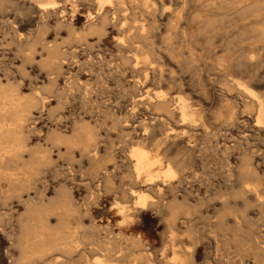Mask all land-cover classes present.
Instances as JSON below:
<instances>
[{
	"label": "rangeland",
	"instance_id": "rangeland-1",
	"mask_svg": "<svg viewBox=\"0 0 264 264\" xmlns=\"http://www.w3.org/2000/svg\"><path fill=\"white\" fill-rule=\"evenodd\" d=\"M110 1L122 3V8L119 9L122 12L117 15L120 21L115 28L108 27L106 34L99 38L93 34L84 36L86 26L96 19L95 17L91 21L87 20L88 14L95 16V0H0V87L18 90L22 98H46V102L39 103L37 109L32 110L23 134L29 139L27 144L30 149H34L38 144L52 152L51 163L42 166L41 174L33 177L34 168L29 166V156L23 154L22 160L18 162L19 168L27 169L26 172L31 174L25 187L17 190L5 182H0V213L10 214V217H2L3 222L0 225V256L3 257L4 253H7L10 259H17L18 252L11 246L18 234L16 222L19 215L25 213L26 206L38 204L37 192L40 190L48 200L44 198V205L49 203L47 207H50L46 213L49 214L46 215L49 217L46 218V225L52 229L54 226L62 227V231L71 235L75 241L72 248L74 251L68 253L70 255L55 250L49 251L47 257L45 255L44 259L42 258L43 262L46 261L44 264H142L143 261L144 264H264V129L255 126L258 107L251 103L258 97L259 100L262 98L260 101L264 103V0H148V9L142 5V0ZM42 6L47 11L41 12L39 9H42ZM153 8L155 12L151 13ZM105 9L111 10L112 6L106 4ZM121 23L124 25L123 29V25L120 27ZM141 27L144 29L142 40H132L137 42L135 47L140 49L131 52L126 49L119 51L117 43L121 40V44L125 46L127 41H130L129 37L139 32ZM172 29L174 30L171 31ZM80 34L83 38L79 37ZM85 39L86 41H83ZM53 45H58L56 47L61 52H71L73 55L66 54V65L62 67L61 76L54 74L47 64L49 60L46 48ZM133 56L142 63L139 66L148 63L147 68L160 69L164 78H170L169 80L180 84L182 96L187 98V103L197 110L199 116L202 115L193 124L196 127L190 129L189 124L181 126L178 115L164 121V128L167 133L173 134L174 141L170 140L173 142L162 144L158 148L163 167H158L157 171H162L168 166H174V169L181 163L184 170L183 174H177L176 178L171 180L174 191L164 188L159 197L147 191L143 184H133L132 178L129 179L130 174L128 175L130 151L143 147L152 151L150 154L154 156L153 146L161 137L157 125L159 116L145 110L142 105L131 109L130 98L139 94L136 89L140 91V87L135 82L141 75L131 73L132 65L129 66L126 61L124 64L120 57L133 62ZM118 59L122 61V66ZM149 71L148 69L150 77L152 73ZM51 79H55L56 83L52 87L49 85ZM151 82L147 83L143 92L150 90L151 95L161 89L163 92H170L165 85ZM244 87L247 88L246 91L250 90V94H245ZM44 88L45 90H42ZM49 92L52 97H48ZM60 94V98H57ZM251 95L257 97L253 99ZM106 113L111 118H108ZM126 115L129 117L125 119ZM103 117H107L104 122ZM56 119H59L58 122ZM83 120L85 123H82ZM120 120L123 123H120ZM87 121L91 130L86 126ZM114 121L118 125L114 124ZM84 127L93 133L92 136L95 135L93 143L96 149L98 148L95 159H99L96 164L99 167L105 165V168L100 167L101 170L93 161L90 162L91 160L80 155V147L77 144L68 145L66 142L45 140L50 136L52 139H58L60 134L63 139H70L75 130V134L80 138ZM143 130L149 136L145 134L141 139L139 135ZM69 135L70 137H67ZM53 143L56 144L52 145ZM100 157L105 161L110 160L101 164ZM246 186L248 190L257 192V198L252 192L243 189ZM60 187L68 188L67 192L62 191V199L56 198L60 189H55ZM130 188L136 195L147 193V200L153 198L148 200L149 202L156 200L164 207L138 211V215L136 210H130L134 199L121 197L120 194L125 190L128 192ZM51 198L55 202H49ZM90 199L93 201L89 203ZM56 205L58 209L55 208ZM167 205L171 206V209ZM60 207L68 216L60 215ZM164 209L168 212L162 213L161 210ZM169 212L173 213L174 217ZM168 223L173 231L167 227ZM171 223L174 225L171 226ZM90 227L96 231H91ZM134 239L142 243L137 249ZM255 242L259 244L256 245ZM77 246L79 248H76ZM145 256L148 257L147 261L144 260ZM42 260H38L36 264H43Z\"/></svg>",
	"mask_w": 264,
	"mask_h": 264
},
{
	"label": "bare ground",
	"instance_id": "bare-ground-1",
	"mask_svg": "<svg viewBox=\"0 0 264 264\" xmlns=\"http://www.w3.org/2000/svg\"><path fill=\"white\" fill-rule=\"evenodd\" d=\"M130 1V0H129ZM135 1V0H134ZM133 1V2H134ZM143 2V6L145 5L146 6V8L148 9L149 8V6H147V1L148 0H142ZM135 3V2H134ZM95 4V5H94ZM94 6H96L97 7V9H96V13H95V16L93 17V14H88L87 15V20L88 21H91L92 19H94L95 17H96V19L94 20V22H90L87 26H86V31H84V36L85 37H87L88 35H97V36H99V38L102 36L103 37V35H105L106 34V29L109 27V28H115L116 26H117V24L119 23V19H118V14L120 13V12H122V10L121 11H119V9H120V5L122 4L120 1H118V2H112V1H110V0H95V2H94ZM106 4H109V5H111L112 6V9L111 10H106L105 8H106ZM82 5V4H81ZM150 5V4H149ZM43 7V6H42ZM151 7V6H150ZM39 8H41L40 6H39ZM122 8V7H121ZM27 9V8H26ZM151 9V8H150ZM41 12L43 11V12H45V11H47L46 10V8L45 7H43L42 9H39ZM125 11V10H124ZM151 13H154L155 12V9L153 8L151 11H150ZM146 15V14H145ZM54 16V15H53ZM124 17V16H123ZM170 17V16H169ZM123 22H124V20H123ZM176 23V22H175ZM178 23V22H177ZM41 24V23H40ZM65 24V23H64ZM123 25V23H121V25H120V27ZM24 28V27H23ZM70 28V27H69ZM75 28V27H74ZM124 28V25H123V27H122V29ZM66 29H68V27L66 26ZM139 29V28H138ZM174 29H176L177 30V28H174ZM174 29H172L171 31H173ZM143 28L141 27L140 28V31L139 32H137L136 34H133V36H130L129 37V39L128 40H130V41H127L128 43L124 46L123 44H121V40H120V42L119 43H117V45H118V50L119 51H121L122 49L124 50V49H126V50H128V51H137L138 49H140V47L138 48V47H135V45H136V43L137 42H134V41H132V40H134V39H141L142 40V38L144 37V32H143ZM182 30V29H181ZM11 31V30H10ZM68 31V30H67ZM70 31V30H69ZM183 31H184V29H183ZM13 32V31H12ZM182 32V31H181ZM82 33V32H81ZM133 33H135V32H133ZM9 34V33H8ZM6 35V34H5ZM74 35V34H73ZM77 35V34H76ZM87 35V36H86ZM9 36V35H8ZM80 36H82L81 34L79 35V37ZM89 36V37H90ZM14 37V36H13ZM78 37V38H79ZM146 37V36H145ZM9 38V37H8ZM82 38H83V36H82ZM175 38V37H174ZM13 39H15V38H13ZM97 39H98V37H97ZM83 41H86V39L85 40H83ZM99 41H100V39H99ZM118 41V40H117ZM184 41V40H183ZM262 41H264V40H262ZM262 41H260V43L262 42ZM27 43H29V42H27ZM259 43V44H260ZM9 44H11L10 42H9ZM54 44V43H53ZM85 45V44H84ZM116 45V44H115ZM262 45H264V44H262ZM56 46H58V45H56ZM55 45H53V46H51V47H49V48H46V50H47V52H48V65L50 66V68H51V70L53 71V73L54 74H59L60 75V72H61V70H62V67H63V65H66V64H64V61H66L65 60V56H66V54H70L71 55V52L69 53H63V52H61L60 51V49L58 48V47H56ZM76 46V45H75ZM91 46V45H90ZM188 46V45H187ZM144 48V47H143ZM70 49V48H69ZM171 49V48H170ZM45 50V49H44ZM142 50V49H141ZM76 51V50H75ZM118 51V52H119ZM175 51V50H174ZM78 52V51H77ZM169 52V51H168ZM171 53V52H170ZM169 53V54H170ZM74 54V53H73ZM132 54V53H131ZM144 54V53H143ZM173 54V53H172ZM208 54V53H207ZM120 55V54H119ZM133 55V54H132ZM174 55V54H173ZM198 55V54H197ZM261 55V54H260ZM71 56H73V55H71ZM134 56H136V55H134ZM133 56V57H134ZM144 56V55H143ZM199 56V55H198ZM262 56H264V55H262ZM147 57V56H146ZM172 57V56H171ZM189 57V56H188ZM238 57V56H237ZM25 58V57H24ZM69 58V57H68ZM73 58V57H72ZM193 58V57H192ZM191 58V59H192ZM120 59H123L122 61L124 62V64H125V61L128 63V65L129 66H131L130 67V70H131V73H134V74H136V75H141V78H139V77H137V79H136V82H135V84L136 85H139V87H140V91H139V89H136V92H139V94H136V95H133V97L132 98H130L131 99V109L132 110H134L135 109V107L136 106H138V105H142V107L143 106H145L144 108H145V110H149V111H152L153 112V114L154 115H157V116H159L160 118H157L156 120H157V125H158V127H159V135L161 136L160 137V140H158L155 144H154V151H153V154H154V156H152L150 153L152 152H150V151H147L146 149H144L143 147H138V148H135V149H133V150H131L130 151V153H129V159H131V163H130V167H129V173H128V175L130 174V176H129V179H130V177L132 178V181H133V184L135 183V184H143V186H145V187H147V191H150L151 193L153 192L154 194H156L157 195V197H159V195L161 194V192L163 191V189L164 188H166L168 191H174V187L171 185V180H174L175 178H176V175L177 174H179L180 175V173H182V171L184 170V166H183V163H181V164H179V165H177V167H175L174 169H173V167L171 168V166H168V167H166V169H164V170H162V171H157V168L159 167L160 168V166H161V168L163 167L161 164H162V159L160 158V156L158 155V148L160 147V145H162V144H166V143H169V142H173L174 140H173V137L174 136H172L173 134H169V133H167L168 131H166V129L164 128L165 127V125H164V121L165 120H169V119H173L174 118V116L175 115H178V117L179 118H177V119H179V122L181 123V126H182V124L184 125V124H189V129L192 127H196V126H194L193 124H195L196 122H197V120L198 119H200V116H202V115H200L199 116V113L197 112V110H195V109H192V105H190V104H188L187 103V98L185 99L183 96H182V94H183V90H182V86L180 85V84H176L175 82H173V81H171V80H169V79H166V78H164V75L162 74V72L160 71V69H158V70H154V68L152 67V68H147L148 67V63H146V64H144L142 67L141 66H139V64H142V63H139L138 61H137V57H134V58H132V61L133 62H129V60L130 59H127V58H121L120 57ZM125 59V60H124ZM127 59V60H126ZM140 59V58H139ZM148 59V58H147ZM201 59V58H200ZM75 60V59H74ZM119 60V59H118ZM220 60V59H219ZM257 60V59H256ZM120 61V64L122 63V61L121 60H119ZM147 61V60H146ZM193 61V60H192ZM191 61V62H192ZM202 61V60H201ZM77 62V61H76ZM110 62V61H109ZM258 62V61H257ZM132 63H134V64H132ZM143 63H144V61H143ZM228 63V62H227ZM70 64V63H69ZM123 64V67L125 66V68H126V65H124ZM148 64V65H147ZM189 64V63H188ZM82 65V64H81ZM104 65V64H103ZM151 65V64H150ZM175 65V64H174ZM233 65V64H232ZM20 66V65H19ZM68 66V65H67ZM99 66V65H98ZM121 66H122V64H121ZM152 66V65H151ZM229 66V65H228ZM79 67H80V65H79ZM122 67V68H123ZM176 67V66H175ZM225 67V66H224ZM223 67V68H224ZM18 68V67H17ZM72 68V67H71ZM118 68V67H117ZM156 68H157V66H156ZM99 69V68H98ZM148 69L150 70L149 72H151L152 73V76H150L149 77V74L150 73H148ZM250 69V68H249ZM122 70H124V69H122ZM128 70H129V68H128ZM156 72V76H155V72ZM250 71V70H249ZM46 73V72H45ZM62 73H63V70H62ZM108 73V72H107ZM121 73H123V72H121ZM158 73V74H157ZM89 75V74H88ZM97 75V74H96ZM104 75V74H103ZM169 75V74H168ZM61 76V75H60ZM169 77V76H168ZM56 78V77H55ZM106 78V77H105ZM58 79V78H57ZM56 79V80H57ZM124 79V78H123ZM55 80V79H54ZM53 79H51V81L50 80H48V81H50V84L49 85H51V87L53 86V85H55L56 83H55V81H54ZM200 80V79H199ZM67 81V80H66ZM111 81V80H110ZM149 81H152V82H155L156 84H163V85H165L168 89H169V93H168V91L167 92H163L162 91V89H161V91H158V92H153V94L151 95V93H150V95L148 94V92H146V91H144L143 92V89L145 88V86L147 85V83L149 82ZM222 81V80H221ZM65 82V81H64ZM151 82V83H152ZM177 82V81H176ZM228 82V81H227ZM55 83V84H54ZM131 83V82H130ZM200 83H203V82H200ZM85 84H87V83H85ZM102 84H104V83H102ZM215 84V83H214ZM224 84V83H223ZM236 84V83H235ZM66 85V84H65ZM197 85V84H196ZM201 85V84H200ZM249 85V84H248ZM262 85H264V84H262ZM68 86V85H67ZM82 86V85H81ZM85 86H87V85H85ZM153 86V85H152ZM164 86V87H165ZM240 86V85H239ZM238 86V87H239ZM42 87V86H41ZM44 87V86H43ZM46 87V86H45ZM55 87V86H54ZM53 87V88H54ZM132 87H134V86H132ZM156 87V86H155ZM189 87V86H188ZM47 89H48V85H47V87H46ZM49 88H50V86H49ZM83 88V87H82ZM136 88V87H135ZM138 88V87H137ZM190 88V87H189ZM211 88V87H210ZM13 89V88H12ZM36 89V88H35ZM41 89V88H40ZM39 89V90H40ZM64 89H65V87H64ZM96 89V88H95ZM109 89V88H108ZM250 89H251V87H250ZM42 90H45V88L44 89H42ZM41 90V92H43ZM68 90V89H67ZM129 91H130V89H128ZM152 90V89H151ZM243 90H244V92H246L245 94L246 95H248V94H250L249 93V91H246L247 90V88L246 87H244L243 88ZM242 90V91H243ZM37 91V90H36ZM63 91H65V90H63ZM46 92V91H45ZM51 92V91H50ZM50 92H49V96L48 97H52L51 95H50ZM110 92V91H109ZM133 92V91H132ZM221 92V91H220ZM244 92H243V94H244ZM44 93V92H43ZM42 93V94H43ZM48 93V92H47ZM88 94H89V92H87ZM112 93V92H111ZM185 93V92H184ZM34 94V93H33ZM39 94V93H38ZM57 94V93H56ZM65 94V93H64ZM131 94H133V93H131ZM135 94V93H134ZM258 94H259V92H258ZM41 95V94H40ZM39 95V96H40ZM62 95H63V93H62ZM66 95V94H65ZM90 95V94H89ZM130 95V94H129ZM204 95V94H203ZM228 95V94H227ZM262 95H264V93H262ZM54 96V95H53ZM60 96H61V94L60 95H58L57 96V98H60ZM222 96V95H221ZM251 96H253V95H251ZM64 97H66V96H64ZM257 96H253L252 98L254 99V98H256ZM63 98V97H62ZM128 98V97H127ZM128 98V99H129ZM246 98V97H245ZM261 98V97H260ZM54 99V98H53ZM90 99V98H89ZM102 99V98H101ZM109 99V98H108ZM207 99V98H206ZM235 99V98H234ZM249 99V98H248ZM252 99V100H253ZM262 99V98H261ZM260 99V100H261ZM46 100V98H44V99H40V98H37L36 96L35 97H27V98H22L21 96H20V93H18V90H11V89H3L2 88V86L0 87V182H5V183H7L8 184V186L9 187H11V188H15V189H19L20 187L21 188H23V187H25L24 185L26 184V183H28L29 182V178H30V176H31V174H28L27 172H26V170L25 169H20L19 168V165H18V162L19 161H21L22 160V156H23V154H28V156H29V162H30V165L29 166H33V168L34 169H32V177H33V175H38L39 176V174H41V169L44 167V165H49L50 163H51V159H50V153H52V152H50L49 150L50 149H48V148H45V147H42L41 145H36L35 146V148L34 149H30L29 147H28V144H27V141L29 140L28 139V137H25V135L26 134H23V129L25 128V124L28 122V119H29V117L31 116V112H32V110L33 109H37L36 108V106L39 104V103H42L43 101H45ZM48 100V99H47ZM251 100V101H252ZM259 100V97H258V99L255 101V99L253 100V102H251V103H255V105H257V107H258V114L256 115L257 116V118H256V127L257 128H261V130L262 129H264V103H262V101H260ZM51 101V100H50ZM86 101H88V100H86ZM90 101V100H89ZM130 101V100H129ZM189 101V100H188ZM195 101V100H194ZM249 101V100H248ZM46 102V101H45ZM44 102V103H45ZM56 102L58 103V101L56 100ZM48 103V102H47ZM85 103V102H84ZM86 103H88V102H86ZM85 103V104H86ZM43 104V103H42ZM94 104H96V103H94ZM232 104V103H231ZM242 104V103H241ZM246 104V103H245ZM56 105H58V104H56ZM198 105V104H197ZM52 106V105H51ZM86 106V105H85ZM89 106V105H88ZM43 107V106H42ZM46 107V106H45ZM55 108H58L57 106H54ZM53 108V107H52ZM55 108H53L54 110H55V112H56V109ZM61 107H59V109H60ZM110 108V107H109ZM106 109V108H105ZM139 109V108H138ZM46 110V109H45ZM50 110V109H49ZM54 110H53V112H54ZM110 110V109H109ZM223 110H224V108H223ZM226 110V109H225ZM108 111V110H107ZM256 111V110H255ZM52 112V113H53ZM99 112V111H98ZM104 112H106V111H104ZM109 112V111H108ZM242 112V111H241ZM51 112H50V114H52ZM135 113H136V111H135ZM140 113V112H139ZM149 113V112H148ZM100 114V113H99ZM104 114V113H103ZM107 114V113H106ZM150 114V113H149ZM152 114V113H151ZM203 114V113H202ZM255 114V113H254ZM105 115V114H104ZM108 115L109 114H107V117H108ZM154 115H153V117H154ZM228 115V114H227ZM232 115H234V114H232ZM92 116V115H91ZM106 116V115H105ZM115 116V115H114ZM127 116L128 115H126V117H125V119L127 118ZM141 116V115H140ZM212 116V115H211ZM210 116V117H211ZM241 116H242V114H241ZM255 116V117H256ZM51 117V116H50ZM107 117H103L102 119H103V122L105 121V119L107 118ZM129 117V116H128ZM131 117H133V116H131ZM148 117V116H147ZM150 117V116H149ZM205 117V116H204ZM238 117V116H237ZM105 118V119H104ZM108 118H111L110 116L108 117ZM124 118V117H123ZM198 118V119H197ZM202 118V117H201ZM51 119H53V117L51 118ZM60 119H62V117L60 118ZM77 119V118H76ZM99 119V118H98ZM119 119V117L117 118V120ZM125 119H124V121H125ZM133 119V118H132ZM203 119H205V118H203ZM37 120V119H36ZM57 120V119H56ZM59 120V119H58ZM58 120L56 121V122H58ZM152 120V119H151ZM154 120V119H153ZM53 121V120H52ZM84 121V120H83ZM113 121V119L111 120V122ZM177 121V120H176ZM205 121H207V120H205ZM60 123H61V121H59ZM119 122V121H118ZM123 123V121L122 120H120V123ZM150 122V121H149ZM155 122V121H154ZM240 122V121H239ZM33 123V122H32ZM59 123V124H60ZM82 123H85V121L84 122H82ZM87 123L88 124H86V126L89 128L90 126V124H89V122L87 121ZM114 124L116 123V121H114L113 122ZM112 123V124H113ZM127 123H129V118H128V122ZM127 123H125V124H127ZM56 124V123H55ZM64 124V123H63ZM111 124V125H112ZM117 124V123H116ZM155 124V123H154ZM53 125V124H52ZM82 125V124H81ZM118 125V124H117ZM152 125V124H151ZM56 126V125H55ZM83 126V125H82ZM155 126V125H154ZM78 127H79V125H78ZM87 127L85 128L84 127V130H83V132H82V134L81 133H79V131L77 130V132L79 133V134H81L80 135V138H79V136H78V134L76 133L75 134V132H76V130L75 129H77V128H74V130H75V132H74V134L73 135H71L72 137L70 138V139H63L62 138V136H61V134H60V138L58 137V139H55V138H53L52 139V137L50 136L49 138L47 137V139H45L46 141L48 140H51V141H59V143H62V142H66L65 144H68V145H73V144H77L80 148H79V152L81 153L80 155L81 156H83V157H86V159L88 158L89 159V161L90 162H94L95 163V165H97L96 164V162H99V161H96L97 159H95L96 158V154H98L97 153V149H96V145L94 144L95 142V138H93L95 135H93L92 136V132H90L89 130H91L90 128H89V130L87 129ZM113 127H115V125L113 126ZM124 127V126H123ZM126 127V126H125ZM148 127V126H147ZM179 127V126H178ZM224 127V126H223ZM146 128V127H145ZM188 128V126L186 127V129ZM220 128V127H219ZM72 129V128H71ZM79 129H81V128H79ZM83 129V128H82ZM93 129H94V127H93ZM92 129V130H93ZM144 129V128H143ZM182 129V128H181ZM189 129H187L188 131H189ZM97 130H98V128H97ZM116 130V129H115ZM122 130V129H121ZM259 130V129H258ZM37 131V130H36ZM40 131V130H39ZM111 131V130H110ZM117 131V130H116ZM123 131V130H122ZM135 131V130H134ZM144 132L142 133V134H140L139 135V137H141V139H142V137H144L145 136V130H143ZM185 131V130H184ZM183 131V132H184ZM188 131H185L186 133H188ZM191 131V130H190ZM193 131V130H192ZM191 131V132H192ZM219 131V130H218ZM237 131V130H236ZM27 132H29V130L27 131ZM32 132V131H31ZM94 132V131H93ZM112 132V131H111ZM173 132V131H172ZM184 132V133H185ZM204 132V131H203ZM222 132V131H221ZM231 132V131H230ZM95 133V132H94ZM126 133V132H125ZM190 133V132H189ZM194 133V132H193ZM196 133V132H195ZM205 133H207L206 131H205ZM37 134V133H36ZM191 134V133H190ZM202 134V133H201ZM224 134V133H223ZM241 134V133H240ZM51 135V134H50ZM58 135V134H57ZM56 135V136H57ZM121 135V134H120ZM146 135H148V134H146ZM184 135V134H183ZM187 134H185V136H186ZM209 135V134H208ZM207 135V136H208ZM212 135V134H211ZM216 135V134H215ZM27 136V135H26ZM33 136V135H32ZM31 136V137H32ZM65 136V135H64ZM123 136V135H122ZM127 136H128V134H127ZM127 136H125L124 135V137H127ZM136 136V135H135ZM149 136V135H148ZM179 136H181V135H179ZM178 136V137H179ZM193 136H194V134H193ZM205 136V135H204ZM210 136V135H209ZM219 136V135H218ZM34 137V136H33ZM42 137V136H41ZM67 137H70V135L69 136H67ZM76 137H78V139H76ZM123 137V138H124ZM176 137V136H175ZM181 137H183V136H181ZM192 137V136H191ZM245 137V136H244ZM57 138V137H56ZM65 138V137H64ZM133 138V137H132ZM137 138V137H136ZM135 138V139H136ZM177 138V137H176ZM213 138V137H212ZM230 138H231V136H230ZM233 138V137H232ZM241 138V137H240ZM76 139V140H75ZM138 139V138H137ZM140 139V138H139ZM175 139V138H174ZM186 139H187V136H186ZM185 139V140H186ZM214 139V138H213ZM216 139V138H215ZM235 139V138H234ZM36 140H37V138H36ZM121 140V139H120ZM145 140V139H144ZM143 140V141H144ZM170 140H173V141H170ZM231 140H233V139H231ZM140 141V140H139ZM142 141V142H143ZM187 141H188V139H187ZM238 141V140H237ZM255 141V140H254ZM94 142V143H93ZM227 142V141H226ZM46 143V142H45ZM114 143V142H113ZM119 143V142H118ZM121 143H123L122 141H121ZM236 143V142H235ZM36 144V143H35ZM40 144V143H39ZM56 144V143H55ZM54 143L52 144V145H55ZM243 144V143H242ZM246 144V143H245ZM142 145V144H141ZM184 145V144H183ZM232 145V144H231ZM57 146V145H56ZM172 146V145H171ZM174 146V145H173ZM58 147V146H57ZM188 147V146H187ZM241 148H242V145L240 146ZM50 148V147H49ZM59 148V147H58ZM74 148V147H73ZM181 148V147H180ZM186 148V147H185ZM66 149V148H65ZM72 149V148H71ZM149 149V148H148ZM184 149V148H183ZM239 149V148H238ZM59 150V149H58ZM67 150V149H66ZM78 150V149H77ZM247 150V149H246ZM166 151V150H165ZM162 152V151H161ZM185 152V151H184ZM255 152H256V150H255ZM65 153V152H64ZM106 153H107V151H106ZM188 153V152H187ZM258 153H260V152H258ZM166 154V153H165ZM171 154V153H170ZM179 154V153H178ZM226 154V153H225ZM248 154V153H247ZM102 155V154H101ZM110 155V154H109ZM162 155V154H161ZM106 156H108V154L106 155ZM227 156V155H226ZM71 157V156H70ZM98 157V156H97ZM109 157H112V156H109ZM114 157V156H113ZM126 157V156H125ZM228 157V156H227ZM244 157V156H243ZM247 157V156H246ZM101 158V157H100ZM108 158V157H107ZM128 158V157H127ZM248 158V157H247ZM247 158H245V159H247ZM250 158V157H249ZM80 159H82V158H80ZM79 159V160H80ZM87 159V160H88ZM221 159V158H220ZM253 159V158H252ZM78 160V161H79ZM99 160V159H98ZM101 160H102V158H101ZM100 160V161H101ZM107 160H110V159H107ZM106 160V161H107ZM173 160V159H172ZM103 161H104V163L106 162L105 161V159L104 160H102V162H101V164L103 163ZM175 161V160H174ZM174 161H172V162H174ZM179 161V160H178ZM184 161V160H183ZM29 162H28V164H29ZM171 162V163H172ZM247 162H248V160H247ZM250 162V161H249ZM114 163V162H113ZM122 163V162H121ZM251 163V162H250ZM53 164V163H52ZM222 164V163H221ZM242 164H243V160H242ZM242 164H240V165H242ZM27 165V164H26ZM92 165V164H91ZM103 166H101L100 165V167H103V168H105L104 166V164H102ZM247 165H250V164H247ZM43 166V167H42ZM98 166V165H97ZM113 166V165H112ZM243 166V165H242ZM241 166V167H242ZM257 166H258V164H257ZM24 167H26V166H24ZM42 167V168H41ZM99 167V166H98ZM99 167V168H100ZM116 167V166H115ZM240 167V166H239ZM45 168H46V166H45ZM89 168V167H88ZM87 168V169H88ZM93 168V167H92ZM92 168H91V170H92ZM96 168V167H95ZM94 168V169H95ZM102 168V169H103ZM243 168V167H242ZM90 169V168H89ZM98 169V168H97ZM240 169V168H239ZM239 169H238V171H239ZM245 169V168H244ZM96 170V169H95ZM99 170H101V168L99 169ZM99 170H97L98 172H99ZM220 170V169H219ZM75 171V170H74ZM94 171V170H93ZM96 171V172H97ZM112 171V170H111ZM250 171H253V170H249V172ZM29 172V171H28ZM87 172H88V170H87ZM113 172H114V170H113ZM116 172V171H115ZM244 172H246L245 170H244ZM101 173H102V171H101ZM106 173H107V171H106ZM185 173V172H184ZM242 173V172H241ZM253 174H254V172H252ZM58 174V173H57ZM67 174V173H66ZM73 174V173H72ZM87 174V173H86ZM89 174V173H88ZM104 174V173H103ZM110 174V173H109ZM126 174H127V172H126ZM183 174V173H182ZM43 175V174H42ZM63 175V174H62ZM102 175V174H101ZM238 175H239V172H238ZM246 175V174H245ZM247 175H248V171H247ZM79 176V175H78ZM96 176V175H95ZM185 176V175H184ZM242 177H243V174L241 175ZM252 176V175H251ZM261 176H262V174H261ZM63 177V176H62ZM61 177V178H62ZM67 177V176H66ZM71 177V176H70ZM105 177H106V175H105ZM126 177H127V175H126ZM182 177V176H181ZM256 177V176H255ZM38 178V177H37ZM74 178V177H73ZM180 178V177H179ZM258 178V177H257ZM68 179V178H67ZM89 179V178H88ZM97 179V178H96ZM128 179V180H129ZM190 179V178H189ZM193 179V178H192ZM238 179V178H237ZM75 180V179H74ZM90 180V179H89ZM105 180V179H104ZM127 180V179H126ZM186 180V179H185ZM184 180V181H185ZM243 181V179H240V181ZM244 180H245V178H244ZM106 181H108V179H106ZM177 181V180H176ZM179 181H180V179H179ZM190 181V180H189ZM238 181V180H237ZM97 182V181H96ZM102 182H103V180H102ZM105 182V181H104ZM178 182V181H177ZM254 182V181H253ZM257 182V181H256ZM261 182H262V179H261ZM189 183V182H188ZM245 185H246V183L245 182H243ZM99 184V183H98ZM105 185H108V183L106 184V183H104ZM103 184V185H104ZM244 184H243V186H244ZM248 184V183H247ZM257 184V183H256ZM255 184V185H256ZM258 184H259V182H258ZM62 185V184H61ZM183 185H184V183H183ZM230 185V184H229ZM249 185V184H248ZM62 186H64V185H62ZM96 186H98V185H96ZM133 186V185H132ZM135 186H138V185H135ZM177 186H180V185H177ZM185 186V185H184ZM257 186V185H256ZM262 186V185H261ZM105 187V186H104ZM142 187V186H141ZM182 187V186H181ZM187 187V186H186ZM240 187H242V186H240ZM250 187V186H249ZM20 188V189H21ZM92 188V187H91ZM106 189H107V187H105ZM253 188V187H252ZM255 188V187H254ZM45 189V188H44ZM60 189V190H59ZM67 187H66V189H62L61 187L60 188H58V189H55V190H59L58 192H57V197L56 198H59V199H62V195L64 194L62 191L63 190H66V192H67ZM131 189V188H130ZM234 189V188H233ZM242 189V188H241ZM245 191L246 190H248V187L246 186L245 188H243ZM257 189H258V187H257ZM262 189H264V188H262ZM98 190V189H97ZM110 190V189H109ZM45 191V190H44ZM99 191V190H98ZM106 191H108V190H106ZM123 191V190H122ZM146 191V192H147ZM172 191V192H173ZM176 191V190H175ZM249 192H252V194H254V196L257 198V192H255V191H250V190H248ZM257 191H259V190H257ZM56 192V191H55ZM109 192V191H108ZM108 192H106V194L108 193ZM117 192V191H116ZM121 192V191H120ZM145 192V191H144ZM183 192V191H182ZM231 192V191H230ZM36 193V192H35ZM69 193V192H68ZM143 193V192H142ZM152 193V194H153ZM235 193V192H234ZM246 193H248V192H246ZM102 194V193H101ZM122 196L121 197H125V198H133L134 199V201L132 202V204H133V207L130 205V207H132L130 210H136L137 212V214L139 213V212H143V211H146L147 209H149V208H158L159 206H161V204H160V202L158 201V202H156V200H153L154 202H149L148 200H150V199H148L147 200V193L145 194V195H143V194H140V193H138V195H136L135 194V192L133 191V189H131V190H129L128 192H126V190H125V192H122V193H120ZM230 194V193H229ZM238 194V193H237ZM91 195V194H90ZM103 195V194H102ZM137 196V197H135L134 198V196ZM260 195V194H259ZM262 195H264V194H262ZM88 196V195H87ZM97 196V195H96ZM150 196V195H149ZM154 196V195H153ZM64 197H65V195H64ZM93 197H94V194H93ZM156 197V196H155ZM154 197V198H155ZM188 197V196H187ZM34 198V197H33ZM44 198H45V193L44 192H42V191H38L37 192V199H38V204L36 205H34V206H31V204H30V206H26V208L24 209L25 210V213L23 214V215H19V218L17 219V227H18V234H17V237L15 238L16 240L15 241H13L12 243H11V246H12V248H14V249H16V251L18 252L17 254H18V257H17V259H10V257H7V253H4V256L2 257V256H0V264H36V262L38 261V260H42V258L44 259V256L49 252V251H53V250H55V251H58V252H60V253H62V254H68V253H70L71 251H72V248H73V246H74V244H75V241L72 239V236L71 235H69V234H67V233H65V232H63L62 230V227L61 228H57L56 226H54L53 228L54 229H52V228H49L48 227V225H46V223L47 222H45L46 221V218L48 219L49 217H47V216H49V214H46L47 212H48V210H49V208L47 207V206H49V203H47V204H45L44 205V203H43V200H44ZM54 198V197H53ZM66 198V197H65ZM151 198V197H150ZM161 198V197H160ZM186 198V197H185ZM244 198H245V196H244ZM260 198V197H259ZM46 199V198H45ZM67 199V198H66ZM95 197H94V201H95ZM153 199V198H152ZM151 199V200H152ZM173 199V198H172ZM189 199V198H188ZM262 199V198H261ZM47 200V199H46ZM49 200H51V201H49V202H52V201H54L52 198L51 199H49ZM58 200V199H57ZM91 200L92 199H90V201H89V203L91 202ZM92 200V201H93ZM101 200V199H100ZM150 200V201H151ZM253 200H254V198H253ZM255 200H257V199H255ZM48 201V200H47ZM68 201H69V197H68ZM132 201V200H131ZM174 201V200H173ZM172 201V202H173ZM203 201V200H202ZM245 201V200H244ZM55 202V201H54ZM53 202V203H54ZM59 202V201H58ZM97 202V201H96ZM149 202V203H148ZM162 202V201H161ZM169 202V201H168ZM167 202V203H168ZM175 202L176 203H178L176 200H175ZM245 202H247V201H245ZM257 202V201H256ZM7 203V202H6ZM71 203H72V201H71ZM176 203H175V205H176ZM56 204H58V203H56ZM61 204V203H60ZM59 204V205H60ZM64 205H66L65 203H63ZM70 204V203H69ZM185 204V203H184ZM200 204V203H199ZM224 204V203H223ZM253 204V203H252ZM261 204V203H260ZM262 204H264V202H262ZM51 205V204H50ZM72 204H70V206H71ZM94 206L96 205L95 204V202H94V204H93ZM93 205H91V206H93ZM168 205H171V204H168ZM167 205V206H168ZM173 205V204H172ZM244 205V204H243ZM58 205H56V207L55 208H57L58 209V207H57ZM61 206V205H60ZM67 206V205H66ZM69 206V207H70ZM88 206V205H87ZM89 206H90V204H89ZM93 206V207H94ZM118 207H119V205H117ZM163 206V205H162ZM161 206V207H162ZM167 206H165V207H167ZM179 206V205H178ZM201 206V205H200ZM52 207V206H51ZM62 207V206H61ZM61 207H60V210H61ZM68 207V206H67ZM67 207H65V209L67 208ZM122 207H123V205H122ZM164 207V206H163ZM169 207V206H168ZM176 207V206H175ZM190 207H192V206H190ZM198 207V206H197ZM24 208V207H23ZM90 208V207H89ZM170 209H171V206L169 207ZM180 208V207H179ZM183 208H185V207H183ZM53 209V208H52ZM88 209V208H87ZM128 209V208H127ZM160 209V208H159ZM170 209H169V211H170ZM174 210H175V208H173ZM181 209V208H180ZM192 209V208H191ZM11 209H9V211H10ZM59 210V211H60ZM66 210H68V209H66ZM70 210V209H69ZM123 210V209H122ZM129 210V211H130ZM132 210V211H133ZM173 210V211H174ZM7 211V210H6ZM12 211V210H11ZM53 211V210H52ZM91 211V210H90ZM119 211V210H118ZM128 211V210H127ZM139 211V212H138ZM153 212H155L154 210H152ZM162 211V213H164V211H165V213H167L168 212V210H166V209H164V210H161ZM167 211V212H166ZM241 211V210H240ZM76 212V211H75ZM171 212V211H170ZM169 212V214L170 215H172L173 217H174V215H173V213L171 214ZM227 212V211H226ZM13 213H15L14 212V210H13ZM60 215H65V210H61L60 212ZM158 213V212H157ZM161 212H159V214H160ZM232 213V212H231ZM241 213H242V211H241ZM12 214V213H11ZM87 214H88V212H87ZM136 214V215H137ZM140 214V213H139ZM138 214V215H139ZM47 215V216H46ZM51 215V214H50ZM66 215H67V213H66ZM65 215V216H66ZM86 215V214H85ZM125 215V214H124ZM130 215V214H129ZM5 216H9L10 217V214H8V213H0V225H1V222H3V218L5 217ZM56 216V215H55ZM59 216V215H58ZM65 216H63V217H65ZM68 216V215H67ZM135 216V215H134ZM3 217V218H2ZM89 217V216H88ZM129 217H131V216H129ZM170 217V216H169ZM235 217H237V216H235ZM13 218V217H12ZM122 218H124V217H122ZM11 219V218H10ZM67 219V218H66ZM167 219H168V217H167ZM170 219H172V218H170ZM249 219V218H248ZM57 220H59L58 218H57ZM131 220V219H130ZM173 220H174V218H173ZM247 220V219H246ZM60 221V220H59ZM61 223H62V221H60ZM63 222H64V219H63ZM120 222V221H119ZM167 222H169V220L167 221ZM171 222V221H170ZM173 222V221H172ZM65 223V222H64ZM95 223V222H94ZM121 223H122V221H121ZM120 223V224H121ZM5 222H4V226L3 227H5ZM92 224V223H91ZM167 224V223H166ZM185 224V223H184ZM66 225V224H65ZM95 225V224H94ZM93 225V226H94ZM172 225H174V224H172L171 223V226ZM64 226V225H63ZM56 227V228H55ZM65 227H67V225L65 226ZM64 227V228H65ZM96 227V226H95ZM168 228L170 227L169 226V223H168V226H167ZM175 227V226H174ZM256 227V226H255ZM69 228V227H68ZM67 228V229H68ZM89 228V227H88ZM93 228V227H92ZM97 228V227H96ZM165 228H166V226H165ZM167 228V229H168ZM86 229V228H85ZM90 229H91V227H90ZM89 229V230H90ZM98 229V228H97ZM171 229L172 228H169V230L171 231ZM221 229V228H220ZM4 230V229H3ZM93 230H95L94 228H93ZM92 229H91V231H93ZM0 231H1V226H0ZM96 231V230H95ZM168 231V230H167ZM172 231H173V229H172ZM2 232H4V231H2ZM75 232V231H74ZM99 232V231H98ZM106 232V231H105ZM108 232V231H107ZM110 232V231H109ZM189 232V231H188ZM242 233V232H241ZM6 234V233H5ZM107 234V233H106ZM120 234H122V233H120ZM164 234H166V232L164 233ZM192 234V233H191ZM2 235H4V234H2ZM8 235V234H7ZM75 235V234H74ZM171 235H172V233H171ZM174 235V234H173ZM14 236H16V235H14ZM120 236V235H119ZM122 236L124 237V235L122 234ZM122 236H120V237H122ZM127 236V235H126ZM1 237V236H0ZM73 237H75V236H73ZM138 237V236H137ZM136 237V238H137ZM171 237V236H170ZM10 238V237H9ZM89 238V237H88ZM129 238V237H128ZM75 239V238H74ZM121 241H122V239H120ZM130 240H131V238H130ZM129 240V241H130ZM12 241V240H11ZM77 241V240H76ZM134 241H135V239H134ZM8 242V241H7ZM78 242V241H77ZM135 242H136V244H135ZM134 242V245H135V247H136V249H137V247L139 248L140 247V244H142L141 242H140V240H136ZM245 242V241H244ZM85 243V242H84ZM100 243H102V242H100ZM99 243V244H100ZM258 243V242H257ZM88 244V243H87ZM104 244V243H103ZM133 244V243H132ZM255 244H256V242H255ZM259 244V243H258ZM258 244H256V245H258ZM3 245V244H2ZM76 245H77V243H76ZM80 245V244H79ZM86 245V244H85ZM91 245V244H90ZM136 245H139V246H136ZM147 245V244H146ZM252 245V244H251ZM97 246V245H96ZM100 246H101V244H100ZM100 246H99V248H100ZM104 246V245H103ZM8 247V246H7ZM10 247V246H9ZM131 247H133V249H134V246L133 245H131ZM245 247V246H244ZM75 248V247H74ZM76 248H79L78 246L76 247ZM256 248V247H255ZM258 248V247H257ZM132 249V250H133ZM12 250V249H11ZM78 250V249H77ZM100 251H102V249L100 248L99 249ZM135 250V249H134ZM140 250V249H139ZM251 250V249H250ZM8 251V250H7ZM73 251H74V249H73ZM72 251V252H73ZM254 251H256V250H254ZM257 252H258V250H257ZM262 252H264V251H262ZM71 254V253H70ZM70 254H68V255H70ZM48 255V254H47ZM47 255H46V257H47ZM142 255V254H141ZM141 255L139 256V255H137V256H139V257H141ZM173 255V254H172ZM11 256V255H10ZM62 256V255H61ZM147 256V255H146ZM146 256H145V258H146ZM7 257V258H6ZM144 257V256H143ZM148 257L150 258L151 256H149L148 255ZM148 257L146 258V259H144L145 261H147L148 260ZM177 257V256H176ZM119 258V257H118ZM136 258V257H135ZM138 258V257H137ZM258 258V257H257ZM8 259H10V260H8ZM174 259L172 258V261H173ZM262 260V259H261ZM44 260H42V263L44 264L45 262H43ZM140 261V260H139ZM143 261V260H142ZM41 262V261H40ZM144 262V261H143ZM143 262H141L142 264H144ZM173 262H175V261H173ZM88 264V263H87ZM97 264V263H96ZM99 264V263H98ZM126 264V263H125ZM139 264H140V262H139Z\"/></svg>",
	"mask_w": 264,
	"mask_h": 264
}]
</instances>
